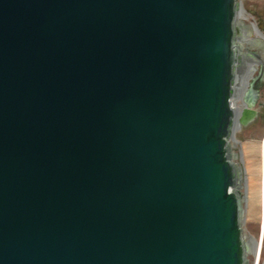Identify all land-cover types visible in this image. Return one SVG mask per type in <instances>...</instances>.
Listing matches in <instances>:
<instances>
[{
  "label": "water",
  "instance_id": "water-1",
  "mask_svg": "<svg viewBox=\"0 0 264 264\" xmlns=\"http://www.w3.org/2000/svg\"><path fill=\"white\" fill-rule=\"evenodd\" d=\"M240 5L0 0V264H245Z\"/></svg>",
  "mask_w": 264,
  "mask_h": 264
},
{
  "label": "rangeland",
  "instance_id": "rangeland-1",
  "mask_svg": "<svg viewBox=\"0 0 264 264\" xmlns=\"http://www.w3.org/2000/svg\"><path fill=\"white\" fill-rule=\"evenodd\" d=\"M243 5V13H249V21L256 22L259 27H263L264 31V0H241ZM248 22V21H247ZM261 25V26H260ZM245 45V44H242ZM246 46V45H245ZM258 56L256 59H261L264 63V43L257 47L251 48ZM260 65L252 75V78L258 73ZM250 79V81L252 80ZM261 93H264V83L259 87ZM263 96V95H262ZM263 105L260 106L259 111L264 114V99ZM255 117L253 123L247 126H242L241 130L236 132L237 140L250 139L251 137H258L263 128L262 120L264 116ZM264 141V140H263ZM245 149L244 160L248 170L249 186H248V214L247 222L243 227L247 234L253 238L256 244V258L253 254L245 256V264H264V169H263V152L261 149L262 141L255 142H241ZM256 238V239H254Z\"/></svg>",
  "mask_w": 264,
  "mask_h": 264
},
{
  "label": "bare ground",
  "instance_id": "bare-ground-1",
  "mask_svg": "<svg viewBox=\"0 0 264 264\" xmlns=\"http://www.w3.org/2000/svg\"><path fill=\"white\" fill-rule=\"evenodd\" d=\"M243 5H240L235 10V20H234V30H235V42L237 44H247L250 48L257 47L264 43V31L262 27L256 22L249 21V13H243ZM248 21V22H247ZM258 61L247 55L244 50L239 51L236 54L235 67H234V78L233 87L231 95V106L234 114V122L232 126L231 141L233 144H239L236 138V132L240 129V123L237 120L241 111L244 108V103L242 101V95L245 88L248 86L253 73L257 69ZM241 145V158L245 167V198H246V209H245V220L248 214V168L245 164L244 154L245 149L242 143ZM242 240L244 247L246 248L245 254H253L256 258V244L252 237H250L247 232H243Z\"/></svg>",
  "mask_w": 264,
  "mask_h": 264
},
{
  "label": "built area",
  "instance_id": "built-area-1",
  "mask_svg": "<svg viewBox=\"0 0 264 264\" xmlns=\"http://www.w3.org/2000/svg\"><path fill=\"white\" fill-rule=\"evenodd\" d=\"M239 2H242L241 0H238ZM242 128V125H240V130ZM263 130L261 132V134L256 137V138H250V139H242L239 140L238 139V143L239 144H233L231 139H229L228 141V145H229V160L233 163L239 166L240 172H241V179L239 184L234 185L231 190L236 192L239 197H240V205H239V223L242 229V234L243 232H245L246 230L243 228L245 226V223L247 222V220H245V209H246V198H245V189H244V185H245V167H244V163L242 161L241 158V142H255L257 143L258 141H262V156H263V169H264V124L262 126ZM248 233V232H247Z\"/></svg>",
  "mask_w": 264,
  "mask_h": 264
},
{
  "label": "crops",
  "instance_id": "crops-1",
  "mask_svg": "<svg viewBox=\"0 0 264 264\" xmlns=\"http://www.w3.org/2000/svg\"><path fill=\"white\" fill-rule=\"evenodd\" d=\"M263 83H264V75H263L262 79L260 80V82H259V84H258V89H259L260 85H262ZM262 95H263V96H262ZM263 99H264V93L262 94L261 91H260V89H259V96H258V100H257V104H256L257 116H259V113H261L260 115L264 116V114H262V112L259 111L260 106L263 105V103H262V102H263ZM261 104H262V105H261ZM257 116H256V117H257ZM253 120H254V119H253ZM253 120L249 121L246 125H243V126H247L248 124L253 123ZM261 124H262V126H263V124H264V119L262 120ZM251 138H256V137H251Z\"/></svg>",
  "mask_w": 264,
  "mask_h": 264
}]
</instances>
